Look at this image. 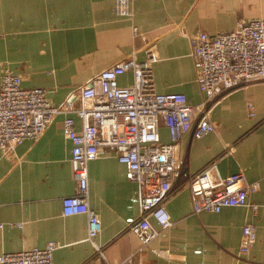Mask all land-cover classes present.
<instances>
[{
	"label": "crops",
	"instance_id": "0c3cea01",
	"mask_svg": "<svg viewBox=\"0 0 264 264\" xmlns=\"http://www.w3.org/2000/svg\"><path fill=\"white\" fill-rule=\"evenodd\" d=\"M128 2L130 14L120 15L115 0H0V81L9 68L21 76L23 87L45 88L49 102L58 105L123 57L134 53L141 62L151 45L155 90L182 92L196 104L203 93L190 35H213L264 18V0ZM118 77L119 85L132 82L131 72ZM64 117L55 114L39 137L25 138L10 153L0 148V254L54 242L53 264H121L130 256L135 264H264V82L221 98L210 113L214 131L201 138L182 136L175 149L180 174L165 203L173 223L145 246L130 228L140 213L137 183L127 179L114 152L105 149L89 159L87 202L101 220L95 242L105 257L86 238V215L62 214V198L76 186ZM74 118L79 129L81 121ZM159 131L169 142L168 130ZM214 161V180L242 172L258 188L248 193L245 205L194 213L188 179ZM247 223L255 227L256 240L241 252Z\"/></svg>",
	"mask_w": 264,
	"mask_h": 264
},
{
	"label": "built area",
	"instance_id": "2783aa9c",
	"mask_svg": "<svg viewBox=\"0 0 264 264\" xmlns=\"http://www.w3.org/2000/svg\"><path fill=\"white\" fill-rule=\"evenodd\" d=\"M115 10L129 15L128 0H115ZM137 29L133 27L136 36ZM189 41L203 93L196 104L182 92L155 90L151 62L156 57L151 45L145 48L146 58L141 62L134 53L123 57L58 105L49 102L45 88L23 87L18 73L4 69L0 81V148L10 153L25 138L39 137L55 114H65L62 129L72 144L70 166L76 186L73 194L62 198V214L86 215V238L100 257H105L103 246L95 238L101 231V220L87 202L89 159L110 150L125 165L127 179L137 183L140 213L130 228L145 246L173 223L165 203L180 174L175 149L182 136L189 132L193 138H201L214 131L210 113L221 98L238 88L264 82V18L240 21L235 29L213 35L199 31L190 35ZM126 72L132 73L131 84L119 85L118 76ZM248 108L251 113L250 103ZM75 116L81 121L79 129ZM161 127L168 130L169 142L161 140ZM216 164L206 165L188 179L194 213L245 205L248 193L258 188V182L247 181L242 172L214 180L211 172ZM255 240V227L245 224L239 250L249 251ZM55 247L56 243L49 242L42 248L2 253L0 264H53ZM121 264L135 263L130 256Z\"/></svg>",
	"mask_w": 264,
	"mask_h": 264
}]
</instances>
